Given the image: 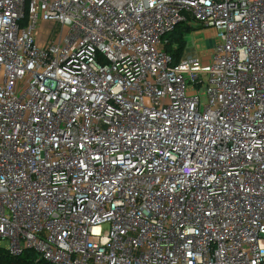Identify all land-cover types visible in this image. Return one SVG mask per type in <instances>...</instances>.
Instances as JSON below:
<instances>
[{
  "label": "built area",
  "instance_id": "obj_1",
  "mask_svg": "<svg viewBox=\"0 0 264 264\" xmlns=\"http://www.w3.org/2000/svg\"><path fill=\"white\" fill-rule=\"evenodd\" d=\"M0 249L264 264V0H0Z\"/></svg>",
  "mask_w": 264,
  "mask_h": 264
},
{
  "label": "trees",
  "instance_id": "obj_2",
  "mask_svg": "<svg viewBox=\"0 0 264 264\" xmlns=\"http://www.w3.org/2000/svg\"><path fill=\"white\" fill-rule=\"evenodd\" d=\"M192 30L190 24L184 23L178 25L175 31L167 36L169 40L167 50L173 55L175 63H179L188 50V36ZM36 259L37 254L32 250H26L22 255L14 257L6 250L0 249V264H37Z\"/></svg>",
  "mask_w": 264,
  "mask_h": 264
},
{
  "label": "rangeland",
  "instance_id": "obj_3",
  "mask_svg": "<svg viewBox=\"0 0 264 264\" xmlns=\"http://www.w3.org/2000/svg\"><path fill=\"white\" fill-rule=\"evenodd\" d=\"M191 26L193 30L188 36L190 49L186 51L183 59L189 57L197 58L199 53H203V56L206 57L210 53L209 50H211V47L209 45L207 46V44L213 42V39L217 36V32L213 29H201L196 23L191 24Z\"/></svg>",
  "mask_w": 264,
  "mask_h": 264
}]
</instances>
